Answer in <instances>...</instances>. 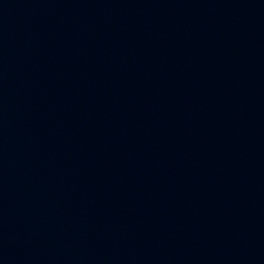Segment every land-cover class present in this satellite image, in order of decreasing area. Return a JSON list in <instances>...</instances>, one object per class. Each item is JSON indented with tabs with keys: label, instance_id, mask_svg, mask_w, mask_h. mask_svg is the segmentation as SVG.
<instances>
[{
	"label": "water",
	"instance_id": "95a60500",
	"mask_svg": "<svg viewBox=\"0 0 264 264\" xmlns=\"http://www.w3.org/2000/svg\"><path fill=\"white\" fill-rule=\"evenodd\" d=\"M264 164V0H0V264H188Z\"/></svg>",
	"mask_w": 264,
	"mask_h": 264
}]
</instances>
